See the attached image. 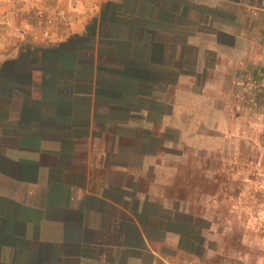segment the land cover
Segmentation results:
<instances>
[{
  "label": "crops",
  "instance_id": "obj_1",
  "mask_svg": "<svg viewBox=\"0 0 264 264\" xmlns=\"http://www.w3.org/2000/svg\"><path fill=\"white\" fill-rule=\"evenodd\" d=\"M262 15L264 0H0V264L181 259L183 215L197 226L165 193V135L200 133L208 73L229 78Z\"/></svg>",
  "mask_w": 264,
  "mask_h": 264
},
{
  "label": "rangeland",
  "instance_id": "obj_2",
  "mask_svg": "<svg viewBox=\"0 0 264 264\" xmlns=\"http://www.w3.org/2000/svg\"><path fill=\"white\" fill-rule=\"evenodd\" d=\"M246 24L254 26L252 15ZM257 24L261 38L245 41V60L229 78L208 73L220 82L208 91L213 110H200L204 115L194 120L200 133L177 144V133L165 135L178 146L168 149L175 155L161 171L165 193L180 197L197 226L189 232L190 215H183L181 259L167 248L171 263L264 264V15Z\"/></svg>",
  "mask_w": 264,
  "mask_h": 264
}]
</instances>
